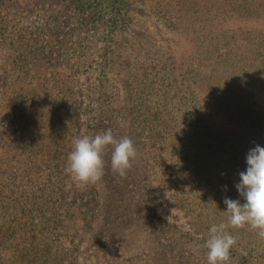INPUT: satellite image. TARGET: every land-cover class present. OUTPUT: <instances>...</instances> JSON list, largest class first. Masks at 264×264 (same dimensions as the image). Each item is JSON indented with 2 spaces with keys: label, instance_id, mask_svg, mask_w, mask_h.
Masks as SVG:
<instances>
[{
  "label": "rangeland",
  "instance_id": "obj_1",
  "mask_svg": "<svg viewBox=\"0 0 264 264\" xmlns=\"http://www.w3.org/2000/svg\"><path fill=\"white\" fill-rule=\"evenodd\" d=\"M8 1L10 4L13 1H17V3L20 1V5L16 8H23L28 0ZM74 1L86 14L94 18L100 32L107 30L110 34V39L123 47L124 58L129 59L130 63L136 61L137 66L142 64L147 67H154L152 70L148 69L144 75H150L152 79H155L156 76L161 78L150 86L145 84L144 81L140 82L141 80L132 82L128 75L130 69L128 71L124 69L122 80V78H118L115 66L106 68L104 66L105 61L100 59L97 53L88 60L89 69L84 73L80 72L78 76L75 75L76 87L80 89L79 86L82 87L84 85L86 89L85 84L87 82L85 80L87 75L91 76L88 80L91 83L88 86L90 88L96 85L98 80L102 81V78L105 79L107 76L110 82L107 85V89H104V94L101 93L102 91L97 94L99 108L101 111H105V108L110 111L107 117H110L109 120L112 125L127 123L125 124L126 127L124 126L126 129L124 134L131 136L137 150V157L132 161V168L128 171L129 174L133 175L142 170L146 166V162L150 168L155 170L160 179L156 183V174L147 173L149 174L147 176L151 179L144 180L143 183L149 184L150 188L152 187L151 182L157 186L160 181L164 180L161 173V165L166 167L171 165L174 171L173 175L177 176L175 180H177L178 185L182 182L180 177L188 180L185 183L187 182L192 188V195L197 203V205H194L188 201L186 208H180L177 201L168 199L169 201L166 200L165 207L162 208L159 206L158 201L150 199L148 208L141 209L140 206H136L134 202L129 200L126 204L128 209L125 213L127 214L114 213L115 229L123 226V232L129 236L122 239L120 237L114 238V236L110 238L109 233L104 235L107 241H111L114 244L113 247H108L106 257L109 255L115 259L114 253L116 255L118 252L116 257L118 258L117 264H157L160 260V254H169L170 249L174 247L173 243L177 242L181 248L182 244L187 243L188 247L185 246L183 250L185 251L184 255L188 264H197V262H199L198 264H208L207 252L206 256L197 257L199 259L196 258L193 253L194 250L188 244L189 241L187 242L189 236L186 232L191 233V236H195L193 233L201 228L199 237L206 243L209 238L210 227L213 224H218V222H227V208L225 209L218 202L217 207H215L216 203L212 208L204 210L198 207H202L206 203L207 196L210 199L219 201H224L228 197L233 200L240 199L242 203L244 202L236 190V185L239 183V173L241 172V161L232 160L233 153L231 152L220 155L205 151L206 160L202 161V164L211 171V185H215L212 193L209 187L206 186L207 172H205L206 174L203 172L206 175V179L198 177L200 172L192 174L187 171L191 165L189 161H184L181 156L176 159L170 156V149L175 140V130L168 132L167 145L161 148L159 147L160 141L152 138L155 136L150 134V129L163 130L161 124L162 121L165 122L166 116L168 114L177 115L175 111L180 107L181 95H185L186 91L195 88L199 91L198 95L203 103L205 114L203 122L200 123L197 129L201 136L205 138L202 147L206 145L207 141H214V138L224 136L225 132H229L227 127H231V124L237 127L235 128L237 133L248 130V122H245L240 115L237 102L245 98H252L249 101H257L260 98L261 104L255 106L254 111L261 112L263 110L261 105H264V58H254L257 55V37L259 35L264 36V20L257 18L255 13L258 4L261 2H258V0H240V4L237 6H232L233 4L230 2L231 7L228 10L231 12V19L225 22L227 25L226 29H223L225 36L223 35L222 42L218 43L216 40H219L218 36L221 33L219 32L217 21L212 20L213 18L210 16H204L202 19L196 18V21L184 18L176 22V19H173V13L176 12V8L172 7L173 4L170 0H127L129 7H136L142 13L134 12V19L131 22H127L125 19V24L120 22L121 18L117 19L118 13H116L115 9L110 8L114 0ZM249 4L254 5L253 14H248L245 10ZM9 7L10 5L2 6L0 15L2 14L1 12L8 10L13 16L16 13V8L14 7L11 10ZM155 8L159 13L154 12L153 9ZM219 21L218 23L221 24ZM184 29L189 30L182 32ZM12 31L14 29H11V33H14ZM11 35L6 36L5 33L2 34L0 31V130L5 138L9 136L8 133L13 132L14 138L21 141L25 139L30 129L26 122L33 120V130L29 135L31 143L41 132L50 131L53 133V130L54 132L58 129L62 130V121L60 122L58 117L62 115V99H68V95L62 93V87H60L61 84L56 75L41 77V73L35 75L31 71L26 72L24 70L22 76L28 75V80L31 83V86L25 90L32 89V91H24V95L27 92H32V96L29 98L21 96L22 93L15 85L18 73L17 60L21 48L18 49L17 45L10 41L13 38ZM101 37L103 38V36ZM124 37L127 39L124 40ZM228 44L231 45L225 47ZM156 49L160 53L157 59H155L154 55V50ZM196 53L199 54L196 61L191 62V58ZM230 53L233 54V60L226 61L224 56L230 55ZM246 54H249V58L242 56ZM240 57L242 61L239 60ZM254 59L256 63L253 62ZM237 61H239V64ZM232 62H237L236 67ZM67 63L69 66L65 68V71L73 77V72L70 68L72 66L71 60L67 59ZM238 75L239 80L237 79ZM174 76L175 78L172 80ZM253 76H255L254 82H256L253 87L256 86L258 91L244 90L242 86L246 85H242L241 80L252 79ZM125 81H128L130 85L129 91L126 88ZM158 83H161L162 86H159ZM137 86L140 87V96H136L137 94L135 93ZM214 87L217 90L213 89ZM201 88L204 90L212 88V90L206 93L202 92ZM150 90L152 91L149 92ZM119 96L123 97L124 100L120 102L125 107L140 109L142 117L140 125L143 129L139 128L134 115L131 113L128 115V110L124 112L119 108L117 98ZM131 98L132 100L130 101L129 99ZM213 98L215 99L214 101L212 100ZM145 99L148 101L147 104ZM209 100L213 101L214 104L209 103ZM153 103L159 104L160 117L157 114L155 116V110L152 107ZM73 104L70 103L67 110L74 111ZM107 104L110 105L107 106ZM40 105L44 106L43 115H40ZM111 105L114 112L111 109ZM218 105L221 108L217 107ZM21 106L22 111L20 112ZM116 106L118 108L115 109ZM144 118L150 120L151 126H143ZM177 123L178 120L176 121ZM146 125H149V122ZM211 126L213 128H210ZM183 127L185 126L183 125ZM256 131L259 134H264V127ZM210 132H212L211 136L208 135ZM115 136L120 139L121 133L116 132ZM215 144L216 142H213V146ZM16 145L19 146V149L13 150ZM11 146V149L0 147V264H66L73 257H70L67 253V248L73 246L70 226L76 227L79 233L85 232L89 237L88 239H91L96 234V231H99L98 227L103 225V221L101 219L100 224L98 216L92 217V212L85 208L84 201L81 198L84 196L81 193L82 187H78L69 175L66 179L64 177L62 179L61 157L56 160L44 150L36 157L35 166L39 167L35 169L36 172L34 173L36 174L32 172L29 176L23 178V172L29 168H26L28 166L24 162L21 164L15 159L19 158L16 156H20V153L26 148L23 143L16 142L14 139L11 141ZM246 148L248 147L246 146ZM111 152L112 149H109L106 153L109 160L111 159L109 154ZM2 158L8 161L4 162ZM22 159L25 161L26 155H22ZM180 159L184 162L180 161ZM139 166H142V168L137 169L136 167ZM57 171H59V174L55 175ZM49 175H55L51 182L48 180ZM12 178L15 180L14 182H11ZM135 179L140 182L142 177L140 175ZM3 181L6 184L8 183V186H2L1 182ZM128 181V189H135L136 187L132 184V181ZM173 187H176V185L174 184ZM11 188L16 193L15 196H11ZM181 188L180 193L184 196L182 190L185 189V184L181 185ZM36 189L37 192H35ZM207 190L208 192L206 193ZM217 191H220L221 194H216L215 192ZM229 191L231 192L229 193ZM36 193L43 195L48 200L49 198L58 199L60 202L67 200L74 205L71 210L59 208L61 221L65 224V228L62 231L66 234L60 233L59 240H57L58 237L49 235L44 225L45 218L39 215L32 218V215L36 212L37 205L40 206L39 200L37 205L34 204V195H37ZM142 193L144 197L149 195L148 192L145 193L143 190ZM16 202L20 203V207H17ZM138 211L139 213L142 212L139 217ZM214 212L220 214V217H215ZM45 214L49 215L47 212ZM49 216L51 218L55 216L54 212H50ZM159 218L167 220L168 223L175 222L179 226L178 230L173 227L167 228L165 223L158 221ZM133 219L140 222L136 223ZM232 230L234 231L229 232L230 234L233 233L232 235L236 240L233 247L239 252L235 258L241 264H264V239L259 238L255 231L248 228ZM240 233L243 238L247 236L246 233L251 234V237L246 240L247 242L256 241L252 251L242 247L243 238L239 236ZM80 235L78 234V237L75 238L76 241H78ZM35 252L37 254L31 260V256ZM84 256L86 257L85 252H83L82 257ZM99 261L100 264L105 263L104 261ZM230 264L239 263H235L234 259H232Z\"/></svg>",
  "mask_w": 264,
  "mask_h": 264
},
{
  "label": "trees",
  "instance_id": "obj_2",
  "mask_svg": "<svg viewBox=\"0 0 264 264\" xmlns=\"http://www.w3.org/2000/svg\"><path fill=\"white\" fill-rule=\"evenodd\" d=\"M170 1L173 4L172 7L176 8V12L173 13V19H176V22L184 18H188L190 21H196V18L202 19V17L204 16H210L211 18H213L212 20L217 21L219 32L221 33V35L218 36L219 40H216L218 43L222 42V36H225L223 30L226 29L227 26L225 22L230 21L231 19V12H229L228 10L231 7L229 3L232 2V6H237L240 4V0ZM234 1L235 3H233ZM112 2L113 3L110 5V8L115 9L116 13H118L117 19L121 18L120 22L122 24H125L126 21L131 22L132 19H134V12L142 13V11L136 7H129L127 0H114ZM258 2L261 3L258 4L255 13L257 15V18L264 20V0H258ZM3 4L7 6L10 5L9 8L12 10L14 9V7L16 8L20 5V1H18V3L17 1H13L10 4L8 0H0V8L4 6ZM253 7V4H249L247 9H245L248 14H253ZM123 10L125 11L124 13ZM153 10L154 12L159 13L156 8ZM1 13V33H5L6 36H10V34H12L11 36L13 38H11L10 41L15 43L18 49L21 48V52L19 53V58L17 60L18 73L15 80L16 88L22 93L21 96H25L26 98L32 96V92H27L24 95V91H32L31 88L25 90L26 88L31 86V83L30 80H28V75H25L24 77L22 76L24 74V70L26 72L31 71L32 74L35 73V75L41 73V77L56 75L59 83L61 84L60 87H62V93L68 95V99H62V115H59L58 117L60 118L59 121H62V130L56 129L57 131L54 132L53 130V133H51L50 131V133L48 131L41 132L31 141V143L29 140V135L33 130V120H29V122H26L30 129L25 139L21 141H18V139L14 138L13 132L8 133L9 136L5 138L2 135V131L0 130L1 148L5 147L6 149H11V141L13 139L16 142L23 143L26 148V150H23L20 153V156H16L19 158L15 159L18 163L22 164L24 162L28 166L26 168H29L23 172V178H26L32 172H36L35 169L39 168L35 166L36 157L45 150L56 160L61 157L62 179L63 177L64 179H66L69 174L65 171V166H67L68 163V155L73 149L72 143L75 139L80 138L84 135L94 136L96 134H102L110 129L116 139L118 138V136H115V133L120 132V139L128 136L127 138L131 139L133 144L136 145L130 135L124 134V130H126L124 126L127 123L112 125V122L109 120L110 117H107V114L109 115L110 111L106 108L105 111H101L99 108L97 94L100 91H102L101 93L104 94V89H107V85L110 83L109 78L106 76L105 79L102 78V81L98 80V83L90 88L88 86L91 83L88 80L91 78V76L87 75V79L85 81L88 83V85L87 83L85 84L86 89L84 88V85H82L83 88L79 86L80 89H78L75 85L74 77L75 75L78 76L80 72L84 73L89 69L88 60L93 58V56L97 53L98 57L105 61L104 66H106V68H111V66L113 65L115 66L118 78H122V80L123 70L125 69L128 71L130 69L128 71V75L129 79H132V82H134V80H141L140 82L144 81L145 84L150 86L154 82H157L161 79L159 76H156L155 79H152L150 75H144L145 73H147L148 69L152 70L154 69V67H147L142 64L140 66H137L136 61L130 63L129 59L124 58L123 47L116 44L117 42L110 39V34L109 32H107V30H103L100 32L99 26L97 25V22L94 20V18L86 14L82 8L77 6L74 0H28L25 2V7L16 8V13H14L13 16H11V12L8 10ZM218 20H220L219 22H221V24L218 23ZM11 29H14V31H12L14 33H11ZM188 30L189 29H184L182 30V32H187ZM101 36H103V38ZM257 38V55L254 58L263 59L264 36L259 35ZM126 39L127 38L124 37V40ZM230 45L231 44H228L227 46L225 45V47H229ZM154 52L155 59H157L160 55L159 50L156 49L154 50ZM198 55L199 54L196 53L195 56L191 58V62H195ZM242 56H244L245 58H249V54ZM224 58L226 61H231L233 60V54H227L224 56ZM67 59L71 60L72 62V66L70 68L73 72V77L71 76V74H68L67 71H65V68L69 66V64L67 63ZM239 60L242 61V58L240 57ZM237 62L239 64V61ZM237 62H232V64H235L236 67ZM253 62L256 63L255 59ZM26 65L28 68L26 67ZM174 78L175 76L172 80H174ZM254 78L255 76H253L252 79L246 78V80H241V84L246 85L242 86L244 90L256 92L258 91L256 86L253 87L256 84V82H254ZM237 79L239 80V75L237 76ZM125 83L126 88L129 91L130 85L128 81H125ZM158 84L159 86H162L161 83ZM142 89L144 90L143 87ZM213 89L217 90L216 87H214ZM211 90L212 88H206L205 90L201 88V91L206 93ZM151 91L152 90H150L149 92ZM135 93L137 94L136 96H140V87H136ZM185 93V95H181L182 97L180 107L175 111L177 112V115L168 114L165 118V122L162 121L161 124L163 130H155L154 128H151L150 134L155 136L152 138L160 141L159 147L162 148L167 145L166 141L169 138L168 132L175 130V140L172 143V148L170 149V156L175 159L181 156L184 161H189L191 165L190 169H188L187 171H190L192 174H198L200 172L198 177H203V179H206V175H204V173L207 172L208 178L206 179V186H208L209 190L212 192L213 186L215 187V185H211V171L202 164V161L206 160L205 151L207 153H216L220 155H223L224 153L229 154L231 152L233 153V157H231L232 160L241 161L240 171H245L247 167L246 155L248 151L254 148L257 144L261 147H264V134H259L256 131L257 129H263L264 127V105H261L263 107V110L259 112L254 111V107L261 104V102L259 101L260 98L257 99V101H249L252 98H245L244 100L240 99L242 101L238 100V109L241 113L240 115L244 118L243 120L245 122H248V130L243 131L244 133H237L235 131V128L237 127H234L233 124H231V127H227L229 128V132H225L224 136L216 137L214 138V141H207L206 145L202 147V144L205 142V138L201 136V133L197 129L200 126V123L203 122V118L205 117L203 103L200 96L198 95V89L193 88L192 90H188ZM117 98L119 108L124 112L125 110H128V115L130 113L134 115L138 122L139 128H142L140 125V121L142 118L140 115V109L136 110L125 107L120 102L121 100H124L123 97L121 98L119 96ZM129 100L131 101L132 98ZM212 100L214 101L215 99L213 98ZM145 101L147 104L148 101L146 99ZM213 101L211 102L209 100V103L214 104ZM70 103H74L72 106L74 111L67 110V107ZM109 105L110 104H107V106ZM152 107L155 110V116L157 114V116L160 117V113L158 111L159 104L153 103ZM217 107L221 108L219 105ZM116 108H118V106H116L115 109ZM43 109L44 106L40 105V115H43ZM111 109L114 112L112 105ZM19 111H22V106L20 107ZM177 120L178 123L176 124ZM148 122L149 125H146ZM183 125L185 127L182 128ZM143 126H151L150 120L148 118H144ZM210 128L213 127L211 126ZM211 134L212 132H210V134L208 135L211 136ZM213 142H216L214 146ZM246 146L248 148H246ZM18 149V145L13 147V150ZM109 149H111V147H109L103 155V159L106 164L104 166L103 178L95 185L82 187L81 191V193L84 195L81 198L82 201H84L85 208L92 212V217H95V215L98 216L100 224L102 219L103 225H99V231H96V234L91 239H88L89 237L85 234V232L79 233L77 232L78 230L76 227L70 226V234H72L71 241L73 246L71 248H67V253L68 255H70V257L73 256V260L69 259V262H66V264H97L98 262L100 264L99 260L104 261V264H114V262H116L117 264L118 258L116 257L118 256V252L116 253V255L114 253L115 259L111 258L109 255L108 257H106L108 247H113L114 244H112L111 241H107L104 235L109 233L110 238L114 236V238L120 237L122 239H124L126 236H129L125 232H123V226H120L116 229L114 226V213L117 212L127 214L125 213L128 209L126 204L129 200L134 202L136 206H140L141 209H144L145 207L148 208V201H150V199L153 201H158L159 206H161L162 208L165 207L164 205L166 203V200L177 201L180 208H186L185 206L188 204V201L191 204L197 205L196 201L194 200V196L192 195V188L188 185L187 182L185 183V181L188 180L184 177H180L182 182L178 185L177 180H175L177 176L173 175L174 171L171 165H167V167L161 165V173L164 180L160 181L157 186L151 182L152 187L149 188V184L146 185L145 183H143V181L150 180L151 178L149 179V177L147 176L149 174L147 173L156 174L155 170L150 168L145 162L146 166L136 174L131 175L129 174V172H127L126 177H120L118 174L112 171L111 159L109 160L106 155ZM109 154L111 157V153ZM22 155H26V159L28 160L25 159V161H23ZM2 159L4 162L8 161L5 158ZM183 160L180 159V161L184 162ZM136 168H142V166ZM168 169L171 171H169ZM58 174L59 171H57L55 175ZM55 175H49L48 180H50L51 182V179ZM140 175L142 177V180L140 182L136 181L135 178H138ZM155 179L156 183L160 180L157 174ZM128 180L132 181V184L136 187L135 189H128ZM14 181L15 180L12 178L11 182ZM141 183L143 184L141 185ZM1 184L2 186H8V183L6 184L5 181L1 182ZM174 184L176 185V187H173ZM184 184L185 189L182 190L184 196H182L180 191L182 189L181 185L183 186ZM12 190L13 189L11 188V191ZM142 190L145 193L148 192L149 195H147V197H144ZM231 191H229V193ZM35 192H37V189L35 190ZM207 192L208 190L206 191V193ZM215 193L221 194L220 191H217ZM15 194V192H11V196H15ZM34 198V204L37 205L39 200L40 206L37 205L36 212L32 215V218L37 215L45 218L44 225L46 226L49 235H51L52 237H58L57 240H59V236H61L60 233L64 234L62 229L65 228V224L61 221L59 208L71 210L74 205L71 202H68L66 199V201L62 202H60L58 199L53 200L52 198H49L48 200L43 195L39 194L34 195ZM206 198V203H204L202 207L198 206L199 208H201V210L212 208L215 203V207H217V202L221 206L223 205L226 209V205L224 204L223 200L219 201L210 199L209 196H207ZM16 204L17 207H20L19 202H16ZM67 207L70 208L68 209ZM46 212L49 215L50 212H54L55 216L51 218V216L45 214ZM141 215L142 212L139 213L138 211V217ZM214 216L220 217V214L214 212ZM133 220L136 223L140 222L135 219ZM158 221H160V223H165L167 228L173 227L177 229L179 227L175 222L172 221L171 223H168L167 220L163 218H159ZM200 229L199 231H195L193 233V235L195 236H191V233L186 232V234L189 236L187 242L189 241L188 244L190 245V248L194 250L193 253L196 258L200 256H206L207 252V249L204 247V241H202L199 237V232H201ZM228 231L234 230L229 229ZM180 233H182V231H180ZM78 234L81 235L79 236L78 241H76L75 238L78 237ZM242 234L244 235L243 232ZM242 234L240 233L239 236L242 237ZM246 234L247 236H245L244 238L242 237V247L252 251V249L256 245V241L247 242L246 240L251 237V234ZM173 245L174 247L170 249L169 254H160V260L157 264H188L186 261V256L184 255L185 251L183 250L185 246L188 247L187 243L182 244V248L177 244V242L173 243ZM117 249H119V247H117ZM83 252H85L86 257H82ZM238 253L239 252L236 251L234 247H232V249L230 250V260L234 259L235 263L238 262L239 264H241V262H239L235 258ZM36 254L37 252L32 254L31 260L35 258ZM198 263L199 262H197V264Z\"/></svg>",
  "mask_w": 264,
  "mask_h": 264
},
{
  "label": "clouds",
  "instance_id": "obj_3",
  "mask_svg": "<svg viewBox=\"0 0 264 264\" xmlns=\"http://www.w3.org/2000/svg\"><path fill=\"white\" fill-rule=\"evenodd\" d=\"M111 147V168L120 177H126L137 157L131 139L117 140L109 129L94 136L84 135L73 142L65 171L78 187L95 185L104 175L103 155ZM246 170L239 173L236 185L240 199L225 198L227 222L213 224L204 247L207 249L208 264H230V250L235 237L228 231L249 228L264 239V147L256 145L246 155Z\"/></svg>",
  "mask_w": 264,
  "mask_h": 264
}]
</instances>
